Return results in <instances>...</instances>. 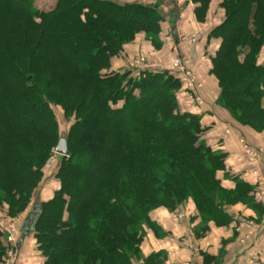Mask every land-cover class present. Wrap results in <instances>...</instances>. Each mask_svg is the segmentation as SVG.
Wrapping results in <instances>:
<instances>
[{
  "label": "trees",
  "instance_id": "16d2710c",
  "mask_svg": "<svg viewBox=\"0 0 264 264\" xmlns=\"http://www.w3.org/2000/svg\"><path fill=\"white\" fill-rule=\"evenodd\" d=\"M37 1L0 0V209L12 219L27 211L65 137L59 190L32 224L44 264H140L147 229L160 230L153 212L189 201L198 238L210 224L236 222L228 210L238 204L261 215L255 186L228 172L200 117L182 110L180 81L157 69L111 71L139 35L161 47L160 2L56 0L40 11ZM189 2L204 22L212 1ZM219 9L224 19L208 36L219 43L211 58L217 104L261 133L264 0H222ZM57 107L71 124L66 136ZM5 239L0 229V264ZM165 259L153 254L142 264Z\"/></svg>",
  "mask_w": 264,
  "mask_h": 264
},
{
  "label": "crops",
  "instance_id": "0c3cea01",
  "mask_svg": "<svg viewBox=\"0 0 264 264\" xmlns=\"http://www.w3.org/2000/svg\"><path fill=\"white\" fill-rule=\"evenodd\" d=\"M212 4L204 22L198 21L195 16V6L189 0H131L128 2L155 4L160 2L164 22L161 25L160 41L161 47H154L146 36L139 35L135 43L130 45L125 52L111 62V71H119L123 68H130L135 59L144 56L148 61L156 64V69L168 71L173 59L172 46L177 43V24L179 21L185 23L187 33L196 34L199 38L197 49L192 54H187L191 60L193 70L198 79L203 83V90L200 92L203 104L196 105L187 92L181 91L179 104L183 111L196 114L201 119V125L207 131L206 140L214 150L220 149L226 155V167L231 175L239 177L242 181L253 186L255 181L249 174L244 155L238 139L244 138L254 148L264 152V131L255 132L251 128L238 124L229 112L217 104L220 96V88L216 77L211 74V58L218 49L219 43L208 36L210 32L220 25L224 19V12L219 9L222 0H211ZM264 63V54L260 58ZM264 106V99H263ZM230 131L227 138L221 139L220 135ZM264 172V159L262 163ZM219 177L223 186L227 189L234 188L233 182L224 180V173ZM43 185L35 192L31 205L27 211L14 221L17 233L15 246L18 251V264H44V259L38 250L37 242L32 231L34 217L42 203L51 200L57 190L59 183L54 180L52 172L44 171ZM236 222L228 227H217L210 224V229L205 236L198 238L195 235V228L199 225L194 219L196 207L192 201L171 212L161 208L153 212L152 220L160 229L155 232L147 229L146 237L141 246V260L153 254L164 253L165 260L162 264H192L198 257L205 264L206 258L210 264H251L252 253L261 252V262L264 264V211L261 215L243 204H238L228 210ZM183 215L181 218L180 216ZM255 218L263 226L258 237L255 249L243 247L240 244L236 232L237 223L241 218ZM0 219L8 220L1 213ZM6 242V241H5Z\"/></svg>",
  "mask_w": 264,
  "mask_h": 264
},
{
  "label": "built area",
  "instance_id": "2783aa9c",
  "mask_svg": "<svg viewBox=\"0 0 264 264\" xmlns=\"http://www.w3.org/2000/svg\"><path fill=\"white\" fill-rule=\"evenodd\" d=\"M199 38L196 34L187 33L185 30V23L179 21L177 24V43L172 46L173 59L168 73L180 81L182 91L188 93L189 97L193 99L196 105H202L203 99L201 91L203 90V83L198 79L193 70L192 62L187 57V54H192L196 51ZM131 68H138L140 70H156V64L148 61L145 57H139L130 65ZM230 134L227 130L220 135L221 139H225ZM239 145L246 156V166L249 174L253 177L255 184L254 202L260 206L264 211V172L262 170V163L264 159V152L260 149L252 147L244 138L238 139ZM181 218L183 215L180 216ZM263 226L255 218H241L236 226V232L239 236L240 244L249 249H255L258 243V237L262 232ZM0 229L5 235L6 257L4 264H18V251L15 246V238L17 228L14 222L5 219H0ZM261 252L256 251L252 253L251 264H260ZM192 264H205L198 257Z\"/></svg>",
  "mask_w": 264,
  "mask_h": 264
},
{
  "label": "rangeland",
  "instance_id": "374dc122",
  "mask_svg": "<svg viewBox=\"0 0 264 264\" xmlns=\"http://www.w3.org/2000/svg\"><path fill=\"white\" fill-rule=\"evenodd\" d=\"M115 1L128 2V1H131V0H115ZM55 2H56V0H39L36 3V7L40 11H46L50 7L54 6ZM140 57H144V56H140ZM126 70H130V68L129 69L128 68H123V69H120L117 72H124ZM131 70L140 71V69H138V68H131ZM55 111H56L57 118L59 120V125H60V129H61V135L62 136H66L68 134V131L70 129L71 124L66 122V120L64 119L63 112H62L61 108L57 107V108H55ZM215 151L220 152L221 150L220 149H216ZM54 152H55V150H54ZM61 158H62V156L57 155L56 152H55L54 155L52 156V158L47 162V164L45 166L46 173L48 174L51 171L52 172V176L54 177V180L57 181V182H58V180L56 178V175H57V172H58V169H59ZM43 180H44V178H43ZM41 185H43V181H42ZM1 213L4 214L2 211H1ZM20 217H18L16 219H19ZM7 219H8V221L10 220L12 222H14L16 220V219H12V218H9V217H7Z\"/></svg>",
  "mask_w": 264,
  "mask_h": 264
},
{
  "label": "water",
  "instance_id": "95a60500",
  "mask_svg": "<svg viewBox=\"0 0 264 264\" xmlns=\"http://www.w3.org/2000/svg\"><path fill=\"white\" fill-rule=\"evenodd\" d=\"M55 152L57 155H60L62 157H68L69 156V150H68V146H67V140L65 137L61 138L56 149Z\"/></svg>",
  "mask_w": 264,
  "mask_h": 264
}]
</instances>
